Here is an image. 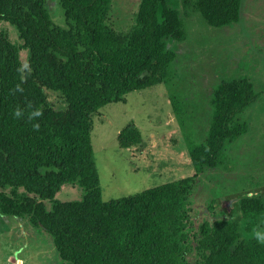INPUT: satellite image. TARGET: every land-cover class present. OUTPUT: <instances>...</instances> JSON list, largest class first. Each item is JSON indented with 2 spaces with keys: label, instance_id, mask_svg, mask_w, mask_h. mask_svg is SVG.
<instances>
[{
  "label": "trees",
  "instance_id": "1",
  "mask_svg": "<svg viewBox=\"0 0 264 264\" xmlns=\"http://www.w3.org/2000/svg\"><path fill=\"white\" fill-rule=\"evenodd\" d=\"M111 1L57 0L58 26L48 0H0V22L13 26L19 40L12 44L0 32V215L27 218L45 232L61 264H264L260 199L239 202L248 236L217 217L194 225L195 177L102 201L92 119L106 105L165 83L174 60L166 41L183 39L167 0H140L126 32L107 24ZM240 4L182 0L213 28L236 23ZM256 98L246 80L215 90L208 136L188 151L196 175L216 168L225 147L245 133L238 117ZM141 142L132 122L116 137L119 150L135 152ZM64 186H78L81 200L56 202Z\"/></svg>",
  "mask_w": 264,
  "mask_h": 264
},
{
  "label": "rangeland",
  "instance_id": "2",
  "mask_svg": "<svg viewBox=\"0 0 264 264\" xmlns=\"http://www.w3.org/2000/svg\"><path fill=\"white\" fill-rule=\"evenodd\" d=\"M140 0H112L107 24L115 32L132 25ZM182 24L183 39L167 40L174 54L165 83L131 93L125 104H109L93 117L91 146L103 202L133 196L171 182L194 179L189 200L194 225L217 217L240 225L239 202L257 198L264 204V0H241L234 24L213 28L182 0H167ZM54 23L62 26L57 0H48ZM12 44H19L16 29L0 22ZM27 52L20 53L25 65ZM246 80L256 101L238 117L245 133L225 147L222 162L195 173L188 151L206 140L211 101L222 83ZM132 122L142 142L137 150H119L118 133ZM196 175V176H195ZM78 186H64L56 202L80 201ZM47 211L51 205L44 203ZM256 231L264 238V214ZM0 264H61L51 238L33 228L27 218L0 215Z\"/></svg>",
  "mask_w": 264,
  "mask_h": 264
}]
</instances>
